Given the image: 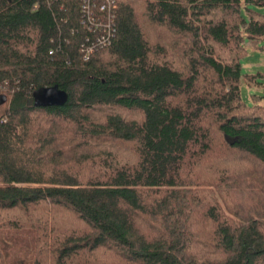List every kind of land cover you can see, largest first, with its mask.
Listing matches in <instances>:
<instances>
[{
  "label": "trees",
  "instance_id": "1",
  "mask_svg": "<svg viewBox=\"0 0 264 264\" xmlns=\"http://www.w3.org/2000/svg\"><path fill=\"white\" fill-rule=\"evenodd\" d=\"M115 2L0 0V264H264V0Z\"/></svg>",
  "mask_w": 264,
  "mask_h": 264
},
{
  "label": "built area",
  "instance_id": "2",
  "mask_svg": "<svg viewBox=\"0 0 264 264\" xmlns=\"http://www.w3.org/2000/svg\"><path fill=\"white\" fill-rule=\"evenodd\" d=\"M93 0H84L83 22L89 30L96 33L93 44L87 46L85 55L88 58L91 53L107 46L110 43V36L115 32L114 20L116 19L117 3L115 0H101L100 10H93Z\"/></svg>",
  "mask_w": 264,
  "mask_h": 264
},
{
  "label": "rangeland",
  "instance_id": "3",
  "mask_svg": "<svg viewBox=\"0 0 264 264\" xmlns=\"http://www.w3.org/2000/svg\"><path fill=\"white\" fill-rule=\"evenodd\" d=\"M243 70L246 73L264 72V50L250 47L248 55L243 59ZM258 80L262 81L261 85L251 82V87L248 82L243 83L242 91L246 100H249L251 93L264 96V77L258 78Z\"/></svg>",
  "mask_w": 264,
  "mask_h": 264
},
{
  "label": "water",
  "instance_id": "4",
  "mask_svg": "<svg viewBox=\"0 0 264 264\" xmlns=\"http://www.w3.org/2000/svg\"><path fill=\"white\" fill-rule=\"evenodd\" d=\"M33 98L36 107L60 106L68 101L69 95L56 84L36 89ZM7 99L6 94H0V106L6 103Z\"/></svg>",
  "mask_w": 264,
  "mask_h": 264
}]
</instances>
